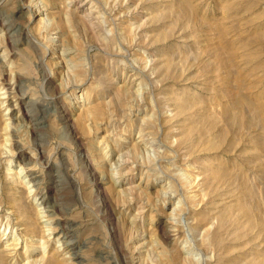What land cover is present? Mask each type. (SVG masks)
<instances>
[{"label":"rangeland","instance_id":"obj_1","mask_svg":"<svg viewBox=\"0 0 264 264\" xmlns=\"http://www.w3.org/2000/svg\"><path fill=\"white\" fill-rule=\"evenodd\" d=\"M1 22L0 264H264V0Z\"/></svg>","mask_w":264,"mask_h":264},{"label":"bare ground","instance_id":"obj_2","mask_svg":"<svg viewBox=\"0 0 264 264\" xmlns=\"http://www.w3.org/2000/svg\"><path fill=\"white\" fill-rule=\"evenodd\" d=\"M5 21V20H4ZM1 27L2 28H5V29H7V28H9L8 26H7V23H5V22H1ZM15 26V25H14ZM14 28V27H13ZM13 28H12V30H13ZM15 30H13V32H14ZM1 33V32H0ZM9 34V33H8ZM12 34V33H11ZM1 36V35H0ZM24 42V41H23ZM61 51V50H60ZM67 67V66H66ZM66 69V68H65ZM68 70V69H67ZM70 73V72H69ZM2 84V88H0V90L2 89V90H4L3 92H2V94L4 95V99H8V95H9V88L5 85V84H3V83H0V85ZM4 104V103H3ZM81 105V104H80ZM7 106H9V105H7ZM85 108V107H84ZM92 108V107H91ZM8 110V113H7V115L9 116L8 117V119L9 120H11L12 119V116H13V110H12V108H8L7 109ZM6 111V110H5ZM79 111V110H78ZM6 114V113H5ZM67 122V121H66ZM7 124H8V122H7ZM6 123L4 124V127L7 125ZM3 127V126H2ZM4 129V128H3ZM6 138V137H5ZM7 170H8V168H7ZM30 176V175H29ZM32 176V175H31ZM114 176V175H113ZM65 232V231H64ZM57 233V232H56ZM54 235V234H53ZM18 241V240H17ZM14 247V246H13ZM71 250V249H70Z\"/></svg>","mask_w":264,"mask_h":264}]
</instances>
